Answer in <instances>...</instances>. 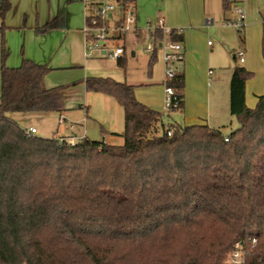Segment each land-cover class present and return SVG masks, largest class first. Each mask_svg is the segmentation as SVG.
Segmentation results:
<instances>
[{"label": "trees", "instance_id": "trees-1", "mask_svg": "<svg viewBox=\"0 0 264 264\" xmlns=\"http://www.w3.org/2000/svg\"><path fill=\"white\" fill-rule=\"evenodd\" d=\"M232 1L222 0L224 11ZM10 10L0 0L1 37ZM6 57L2 46L0 264H227L238 242L244 264H264V96L245 106L244 68L231 73L229 113L238 127L226 136L207 125H164L183 110L182 73L167 82L176 107L166 113L139 103L131 85L86 78L87 92L122 109L116 146L27 133L8 115L61 114L66 88L42 87L46 65L24 59L8 68Z\"/></svg>", "mask_w": 264, "mask_h": 264}, {"label": "crops", "instance_id": "crops-1", "mask_svg": "<svg viewBox=\"0 0 264 264\" xmlns=\"http://www.w3.org/2000/svg\"><path fill=\"white\" fill-rule=\"evenodd\" d=\"M13 1L19 4V0H11L12 3ZM67 1L68 4L60 8V0L54 2L55 7H53V0H47L45 11L44 0H31L30 5H37L41 15V27H36V30L39 34L46 36V38L52 35L56 36L61 46L64 47L65 67L59 69L84 68L87 73L94 65L89 63V60L94 58L104 62L105 59L104 55L93 54L88 58L84 56L83 28H79L82 23L85 25L87 18L94 14L93 4L95 0ZM105 1L108 4H114L119 7L115 26L110 27L106 21L110 40H116L118 37L116 27L122 22L123 9L126 6L132 8L134 18L132 26L135 29L133 30L135 37H138L140 33L137 24L146 23V21L155 22L162 19L168 27L180 30L178 35L180 36L179 43L182 47L183 59L176 67L177 72L182 73L184 77V89L183 110L173 112L177 121L176 124L181 126L207 125L212 129L219 130L226 125L231 117L233 118L229 113V81L233 68H228L229 73L224 71L225 56L230 54L227 50L230 51V41L232 40L230 35L231 27L225 24L227 21L225 13L227 12L223 9L222 0H126L127 5H123V0ZM240 1L243 3V0ZM51 3L52 6L50 8ZM13 6L11 4V10H14ZM108 18L113 20L114 14L111 12ZM7 19L9 20V18ZM71 20H75V24L72 25ZM207 21L210 23L207 24ZM49 23H53L51 30L43 33L41 31L42 28ZM244 24V28L241 31L244 36L241 37L240 50L244 53L242 68L249 73L245 81L244 101L245 106L252 109L257 104L258 98L264 96V19L258 18L255 14V16H250L247 20L244 15ZM147 34L148 38L152 40L151 32L147 31ZM209 37H214L216 41L215 47L213 45L208 47L207 43L210 41L207 39ZM234 53L232 51L233 60ZM133 55L131 53V56ZM154 58H156V55ZM49 62L50 58L42 61L40 65L49 66L48 68L51 72L56 68L53 65L51 67ZM115 62L117 65V60ZM117 67L120 68L118 65ZM109 71L110 74L103 76H110L111 78L109 77V79L116 82L123 81L119 73L113 74V67H110ZM84 80L82 81L83 85ZM123 83L134 87V96L139 103L154 111L163 113L164 88L162 82L154 80L151 75L146 82L141 84ZM42 87L44 89L55 88L51 86L48 79L42 80ZM63 92L62 98H65V93ZM105 97L109 99V101L106 99L109 108L117 106L119 113L121 110L122 114V109L116 101L111 97ZM66 111L65 109L64 112L58 114V121L60 117L63 119L62 123L59 124L64 125L66 122L65 115H68ZM70 131L72 132L70 136H57L55 138L65 139L69 142L83 137L87 138L85 134L82 137H76L71 127ZM112 131L109 129L103 132L104 136L101 139L105 144L118 146L119 144H115L109 136L117 135L121 137L123 125L120 133ZM71 138L76 140H71ZM114 138L117 139V137Z\"/></svg>", "mask_w": 264, "mask_h": 264}, {"label": "rangeland", "instance_id": "rangeland-1", "mask_svg": "<svg viewBox=\"0 0 264 264\" xmlns=\"http://www.w3.org/2000/svg\"><path fill=\"white\" fill-rule=\"evenodd\" d=\"M30 1L31 0H19V4H17L14 1L12 3L11 0H8L12 6L14 4V10H10L4 19L5 29L2 37L0 36V66L2 46L7 52L5 66L8 68L19 67L24 59L30 60L36 64H41L42 61L50 58L49 63L51 67L53 65L56 69L51 72L49 71L43 79H48L53 87L66 88L63 92L65 93L63 101L64 108L67 110L66 112L68 115H65L66 122L64 125L59 124L58 114L43 116L38 114L10 113L8 116L13 118L23 129L33 127L36 130V133L33 135L40 138L70 136L72 133L70 127L73 130V134H76V137H82L83 134H85L87 139L91 141L102 140L101 138L104 136L103 132L109 129L113 130L112 132L120 133L123 125L121 110L119 113V108H117V106L109 108L106 102L107 100L109 101V99L104 95L87 92L82 81L84 78L89 77L109 78L110 76L103 75L110 74L109 69L113 67V74L119 73L123 78V81L120 83L128 82L137 85L146 82L152 75L154 80L162 82L163 84V50L156 48V58L151 61V55L145 52L146 46L149 45L150 42L153 44V41L148 38L146 25L150 23L153 26L157 21H146V23L137 24L138 29H140L138 37L133 35L132 26H130V29L125 33L123 39L108 41V46L115 43L124 47V70L117 67L115 59L106 55H104V62L94 58L89 60V63H93L94 65L87 73L84 68L59 69L65 67L66 57L64 47L61 46L56 36L52 35L46 38V36L39 34L36 30V27H41V15L38 9L39 7L35 4L31 6ZM44 2L46 11L47 0H44ZM54 2H56V0H53V7H55ZM110 2H113V0H110ZM60 4V8H63L65 4H68V1L60 0ZM51 6L52 3L50 8ZM112 6L114 19L107 20L110 27L115 26L116 17L119 12V7L117 5L113 4ZM242 7L247 20L250 16H255V14L258 18L264 19V0H243ZM225 16L227 18L226 20L230 19L232 17L231 12L228 10ZM7 18H9V20ZM71 22L72 25L75 24V20H71ZM164 24L167 26L166 23ZM83 25L84 23H82L79 28L82 29ZM230 31L232 40L230 41V51L227 50L230 54L229 56H225L226 61L224 62V71H226V73L230 72L228 70L229 67L231 69L234 67H243V63H240L236 59H232V51L236 53L241 49L240 38L243 37L244 34L243 32L238 33L236 29L232 27ZM207 40L210 41L208 42L209 44L207 43L209 45L208 47L212 45L215 47L216 41L214 37H209ZM131 53L134 55L131 56ZM168 116L169 117L165 118L163 121L164 125L176 124L177 121L173 112L169 113ZM237 127V119L231 117L226 125L221 127L219 131H221L222 135L226 136L234 132ZM114 137H117V139ZM109 138L113 139L115 144H122L120 136L110 135ZM71 140L76 139L71 138Z\"/></svg>", "mask_w": 264, "mask_h": 264}, {"label": "built area", "instance_id": "built-area-1", "mask_svg": "<svg viewBox=\"0 0 264 264\" xmlns=\"http://www.w3.org/2000/svg\"><path fill=\"white\" fill-rule=\"evenodd\" d=\"M94 14L87 18L86 23L82 29L84 37V56L90 57L93 54L106 55L112 59L123 58L125 53L124 47L113 43L108 46L109 38V28L106 21L109 19V14L113 10V6L108 4L105 0H95L93 4ZM229 11L232 17L228 19L225 24L229 27L235 28L236 31L241 32L244 28V9L242 7V2L240 0H233L229 6ZM134 23L133 12L130 6H126L123 9L122 22L116 27L118 34L117 39H123L125 33L130 29ZM210 22L207 21V24ZM146 29L149 32L159 31L161 33V38L153 40V44L150 43L146 46L145 52L151 56L155 54L156 48L163 50V64H164V100L162 111L166 113L170 108L176 107V100L174 97L173 90L167 85V82L174 78L177 72L176 65L182 61V47L179 42L173 41L171 39V34L174 32L176 34L180 33L178 29H172L165 26L164 21L159 19L153 26L147 23ZM135 30L132 26V31ZM209 44V43H208ZM234 57L240 62H244V53L242 50H238L234 54ZM211 73V72H209ZM63 119L60 117L59 123H62ZM27 133L35 134L36 130L33 127L26 129ZM167 135H171V131L167 132ZM227 141V138L224 139ZM71 141L70 143H73ZM253 243L256 239L252 240ZM246 255L245 245L242 242L236 243L232 250L227 256V264H244V259Z\"/></svg>", "mask_w": 264, "mask_h": 264}]
</instances>
